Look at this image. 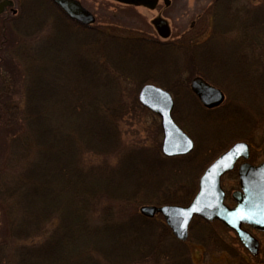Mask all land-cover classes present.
Listing matches in <instances>:
<instances>
[{"label": "rangeland", "instance_id": "obj_1", "mask_svg": "<svg viewBox=\"0 0 264 264\" xmlns=\"http://www.w3.org/2000/svg\"><path fill=\"white\" fill-rule=\"evenodd\" d=\"M42 1L45 2L42 3L41 0H24L23 8L25 12L23 13V18L18 21L17 26L13 27L15 24H12L13 28L10 24H7L5 32L8 36L5 41L0 35V45L8 50H15L18 44H15L14 47L12 44L13 42L19 43V41L20 43L21 41L23 42L21 43L22 46L28 41H39L43 45L44 43L42 42L46 36L51 31L58 30L57 35L54 34L56 33L55 31L53 32L54 38H52V40L56 38L59 41L58 45L60 48L62 47L58 51L59 55L56 58L65 54L64 51L67 49L71 50L69 55H72L73 58L72 60L69 59L68 63H65L67 72L65 71L60 78L55 80L58 84L55 93L56 97L54 98L57 100L56 104L58 101L61 102L63 98L67 99L68 97L71 100L79 98L82 101L91 102L94 96L103 99L106 103V100L113 99L111 94H113L114 87H119L118 84L120 87L122 86L123 99L127 100L132 93H135L134 96L137 99L138 89L144 85V83L141 84L143 81L142 77H148V75H151L152 83L160 86L167 85V81L173 80L175 73L176 76L179 75L176 67L172 65L173 62L178 64L183 62L181 53L186 51V48H184L181 40L174 41L172 45L167 46L168 49L163 48L162 45L156 42L150 45L145 44L141 39L142 36L154 39L159 38L154 33L151 19L156 16V13L161 12L168 23V27H170L173 38L182 34L197 16L201 17L198 21L202 20L201 24L203 26L208 22L207 18L206 20L203 18L205 15L203 14V7L207 5L204 0H171L168 7L160 4L153 10L142 6H123L109 0H84L92 5V8H95L94 11L97 18L95 25L108 24L109 27L103 26L105 32H110L109 35H117V38L113 37V40L117 39L115 46L106 45L104 47L102 42L97 40L96 33L99 34L98 30L83 29L75 24L70 26L71 31L69 30L70 28L61 27L62 24L60 23L58 26L54 22L52 23L55 18L61 17L59 10L51 1ZM237 1L234 4L232 3L231 13L235 12V6L238 7L244 3L259 5L260 2H264V0ZM104 13H107V18L103 16ZM219 15H222V18L219 19ZM262 16L264 17V10ZM236 18L239 19L235 14H228V16L224 17L223 12L219 10L218 26L232 23L228 21ZM0 19L6 18L1 16ZM40 19H45V21L36 34L27 37L25 39L27 41H24L21 36L25 34L29 26L36 24ZM52 24L55 26L51 29L50 26ZM100 25L98 27H101ZM261 26H263L262 23L258 27ZM133 30L142 33L137 35ZM68 32L73 37L67 38ZM10 36L13 37L12 42L10 41ZM229 36L217 31L209 42V46L205 48V52L210 54L206 55V58L216 60L217 65H223L224 61L236 62L240 59L239 49L241 45L238 44L240 39L238 36ZM120 38L126 41H118ZM245 47L247 49L246 45ZM25 48L33 49L32 46L27 45ZM113 48H121V55L113 53ZM41 49L44 50V48ZM51 49L55 50L53 47ZM46 51H49V49H46ZM107 51L115 56L114 61H111L113 59L109 57ZM201 51H204V49H201ZM123 53L126 61L122 58ZM32 55L17 58L15 54L12 57H9V54L8 59L10 61L7 64L24 72L51 64L50 58L46 55H40L36 59H33ZM79 58L86 64L82 65ZM260 59L263 60L264 64V55ZM120 63L123 71L122 75L125 73L130 75L131 73L138 82L129 78L123 79L124 77L119 80L120 77H117L118 73L116 72L117 70L119 71L118 66H120ZM88 65H96L107 75L100 76L102 79L98 78L94 82L93 68ZM103 67H106L109 73ZM114 72L118 80L113 76ZM31 73L32 70L28 79L36 81L34 72V80ZM2 75L0 74L2 79H5V75ZM16 80V82H19L20 73L16 75ZM44 80L46 79H41V81ZM253 81L254 87L260 89L257 93H254L257 99L254 101L253 112L248 107L247 99L239 100L242 108L246 110L245 112H249L246 113L248 119L246 124L241 123V125L237 121L236 118L240 117L239 113L235 114L236 118H234L231 116L234 113L231 110L226 111L224 108V111L207 115L204 112H202L203 114H194L193 111L186 107L187 111L184 113L182 107L187 106V101L183 98L179 100L180 113L178 115L183 119L182 115H184L187 121H190L189 119L191 118L190 129L197 140L196 147L195 149L193 147L190 154L191 158L186 157V159L175 161L172 157H165L160 147L162 130L159 117L148 109L139 106L138 101V106L123 107L124 110L119 111L115 126L116 135H114V139H117V148L115 147L113 151L112 148L99 150L89 147L87 149L90 150L89 153L84 156L85 161L91 168L86 177H84L85 181L83 182L84 185H87V189L84 190L87 195L85 197L87 204L82 206L83 209H88L85 212L83 211L87 218L86 224L94 229L95 227H101L102 230L108 229L110 226L117 227L112 235L107 234V230H104L106 235L101 233V231H98L99 234L92 231L88 235L84 232L75 235L76 253L82 250L87 251L88 260L92 257L90 262L93 264H188L189 258L192 264H264V231H256L242 226L259 243L257 253L252 254L240 243L231 229L219 224L220 222L217 220L207 221L200 216L194 215L188 226L187 238L180 241L172 234L170 228L163 221L161 214L156 213L153 217H146L138 212L143 205H187L197 191L198 180L204 170L219 156V153L225 152L233 145L229 143L222 147L226 143L225 138L231 136L230 132L238 131L237 127L239 126L243 127V131L232 139L238 140L237 142H243L240 140H246L249 135L248 140L249 138L253 139L254 145L253 154L248 161L258 163L263 159L264 80L261 82V79L255 75ZM101 83H108L109 87H102ZM22 84L19 86L20 91L16 90L15 97L24 100L25 97L21 91L25 87L22 88ZM240 84L237 83L236 86ZM237 89H240V87H237ZM238 97L240 96L238 95ZM231 100L238 99L232 96ZM58 109L60 113L62 111L60 105ZM58 109L56 105L55 113L58 112ZM250 128H253V130L251 131ZM249 129L251 134L246 135ZM129 151L137 152V155H131L127 176H120L117 170L120 167L119 157L129 154ZM213 152H215V155ZM211 155L214 156L210 158ZM155 161L157 162L155 163ZM101 165L106 166L103 173L97 172V168ZM105 177H112V183H108V180L105 181ZM220 183L227 193L224 203L227 206H233L234 201L230 194L232 191L240 189L236 169L225 173ZM134 209H136L138 217L135 216ZM145 218L149 220L147 221ZM51 222L50 224L57 226V222ZM49 226L47 222L45 228H49ZM133 227L136 235L132 232ZM41 238H44V235ZM132 239H134V243L131 242ZM101 247L103 249L114 248L109 253V257L101 251L98 255L93 256L94 250L97 248L102 249ZM106 252L108 253L109 251Z\"/></svg>", "mask_w": 264, "mask_h": 264}, {"label": "trees", "instance_id": "obj_2", "mask_svg": "<svg viewBox=\"0 0 264 264\" xmlns=\"http://www.w3.org/2000/svg\"><path fill=\"white\" fill-rule=\"evenodd\" d=\"M41 2L45 1L41 0ZM260 3L259 5L253 4L249 9L244 7L245 16L232 19L228 21L232 23H227L225 26H218V20L222 18V15H219L218 19L217 14L212 21V37L216 35L217 31L228 37H230L229 35L231 37L238 36L240 39L238 44L241 45V48L239 49L240 59L236 62L240 65L252 66L253 76L256 75L263 82L264 73L257 74L258 70L264 71L263 60L260 59L264 55V17L262 16L264 2ZM236 11L242 12L241 9ZM59 14L61 15L60 20L55 18L52 21L55 25L58 26L60 23L61 27L69 29L71 25L77 24L60 10ZM223 14L226 17L224 12ZM17 16L0 19V35L5 41L8 36L5 32L7 24H10L11 27L12 24H15L13 27L17 26L18 21L24 15ZM44 21L45 19H40L36 24L29 26V29L21 36L22 39L27 41L25 40L27 37L35 35ZM261 23L263 26L258 27ZM55 25L52 24L50 28L52 29ZM91 29L99 31V34L96 33V37L104 47L106 45L115 46L117 39L113 40V37L117 38V35H109L110 32L106 33L103 27L92 26ZM54 31L56 32L54 34L57 35L58 30ZM54 31L46 36L42 42L43 45L39 41H28L24 44L25 46L21 45L22 41L21 43L20 41L19 43L13 42V47L18 44L15 50H8L0 45V74L6 77L2 79L0 76V264H93L90 262L92 257L88 260L87 251L82 250L76 253L74 236L83 232L88 235L92 231L97 234H99L98 231H101L104 235L106 233L112 235L117 227L110 226L108 229H104L107 230L105 233L101 227L94 229L86 224L87 218L83 211L88 209H83L82 206L87 204L85 199L87 195L84 193L87 185H84L83 182L91 168L84 156L89 153L90 150H87L89 147L99 150L112 148L114 151L117 145L114 135H116L115 126L118 114L124 110L123 107L138 106L137 99L134 96L135 93L130 94L127 100L123 99L122 86L120 87L118 84L119 87H114L113 94H111L113 99L106 100V103L97 96H94L91 102L82 101L79 98L71 100L67 96V99L63 98L56 104L57 100L54 98L58 84L55 80L63 75L66 71L65 67H67L65 63H68V60H72L73 57L69 55L71 50L67 49L64 51L65 54L56 58L62 47L60 48L56 38L52 40ZM66 36L67 38L73 37L70 32ZM10 38L11 40H9L12 42L13 37L10 36ZM119 40L126 41L121 38ZM26 45L32 46L33 49L25 48ZM181 50L183 51V49ZM121 51V48H113L112 52L121 55ZM107 52L113 59L111 61H114L115 56L111 52ZM199 53H204V51ZM9 54V57L15 54L17 58L33 54L31 56L33 59L40 55H46L50 58L51 64L24 72L7 64L10 61ZM181 54L183 60L189 59L184 52ZM258 56L259 58H257ZM122 58L126 61L124 53ZM79 60L81 61L80 58ZM81 64L85 65L86 63L81 61ZM88 66L93 68L94 82L100 76L107 75L96 65ZM172 66L177 70L176 62H173ZM103 68L109 73L106 67ZM118 68L119 71L117 70L116 73H118L117 77H120L119 80L124 77L123 79L129 78L138 82L131 73L122 75L121 63ZM31 70V76L34 72L36 81L28 79ZM19 73L20 80L16 82V75ZM113 74L118 80L115 72ZM148 78L142 77L141 84L152 82V78ZM41 79L46 80L41 81ZM253 80L246 84H240V89L236 90L241 91V86H245L240 99H247L251 112L254 110V101L257 99L254 93L260 90L254 87ZM21 83H23L22 88L25 87L21 91L24 94V100L15 97L16 90L20 91ZM101 85L109 87L108 83H101ZM251 91L253 92L251 93ZM56 105L57 109L59 105L61 106L60 113L59 109L55 113ZM242 131L243 128H238V132ZM129 152V154L119 157L120 167L118 169V166L115 167L120 176H127L131 155H137V152ZM186 157H175L173 160L186 159ZM105 167L104 165L99 166L97 172L103 173ZM106 180L108 183H112L113 178L105 177ZM133 211L138 217L136 209ZM139 217L141 216L139 215ZM51 221L57 222V226L50 224ZM47 222L50 229L45 228ZM132 232L135 234L134 227ZM42 235L44 238H41ZM45 235L47 236L45 237ZM133 240H131L132 243H134ZM113 248H97L94 250L93 256L98 255L101 251L109 257ZM188 264H192L190 258Z\"/></svg>", "mask_w": 264, "mask_h": 264}, {"label": "water", "instance_id": "obj_3", "mask_svg": "<svg viewBox=\"0 0 264 264\" xmlns=\"http://www.w3.org/2000/svg\"><path fill=\"white\" fill-rule=\"evenodd\" d=\"M69 18L83 25L94 22L93 15L76 0H52ZM118 2L144 6L152 9L157 0H115ZM3 2L2 4H5ZM0 4V10H1ZM153 24L158 34L166 38L169 27L164 19H155ZM197 94L204 106L219 104L223 97L218 90H208ZM138 102L158 115L162 130L161 152L167 157L185 155L193 149V141L175 123L171 116L172 99L170 94L155 85L144 84L137 95ZM240 146V147H238ZM247 157V144L234 143L228 150L219 155L202 173L192 200L185 206L179 205H143L140 214L153 217L160 213L172 234L180 241L187 238L188 226L192 217L200 216L207 221L219 220L233 230L240 243L252 254L257 253L258 242L241 224L264 231V160L258 165L245 162L238 167L240 190L234 191L232 197L235 206L224 204V192L220 187V176L231 170L236 160Z\"/></svg>", "mask_w": 264, "mask_h": 264}, {"label": "flooded vegetation", "instance_id": "obj_4", "mask_svg": "<svg viewBox=\"0 0 264 264\" xmlns=\"http://www.w3.org/2000/svg\"><path fill=\"white\" fill-rule=\"evenodd\" d=\"M79 2V4L85 8L87 11H89L95 21H96V16H95V11H94V7L92 8V5L86 3V1L84 0H76ZM118 4H121L123 6H130V7H136L134 5H130V4H124L118 1H114V0H109ZM205 2H207V5H205L203 7V14L204 15V19L207 21L205 26H203L201 24L202 20H200V22L198 21L199 16L196 17V19L194 21H192L189 25V27L187 29H185V31L182 32V34H180L179 36L173 38L171 30L169 29L170 33L169 36L166 38H162L159 36L157 30L154 27L153 24V20L155 19H164L166 20L163 16L161 12L156 13V16H154L151 19V25L153 27L154 33L155 35H157L159 38L158 39H154L152 37L146 38L145 36L141 37V39L144 41L145 44H154L153 42H156L160 45L163 46V48L168 49L167 46H170L174 43V41L177 40H181V42L184 44V48H186V51H184V54L189 58V59H185L183 60V62L181 63H177L176 65L178 66L177 70L179 75L175 76L173 78V80H169L167 81V85H158L152 82H145L144 84H152L155 85L157 87H160L164 90H166L169 94L170 97L172 99V109H171V116L173 118V120L175 121V123L191 138V140L193 141V147L195 149L196 147V142L197 140L194 138V136L192 135V130L191 128V118L189 119L190 121H187L185 119V116L182 115L183 118H181L180 115H178V113H180L179 111V100L180 99H186L187 101V106L182 107V111L185 113V111H187L186 109L189 108V110L193 111V113H201L204 112L207 115H212L215 114L219 111H224L223 108L227 111V110H231L234 114H231V116H233L234 118H236L235 114L240 115L239 118H236L237 121L241 124H246L248 122L247 119V114L249 112H244V109L241 106L240 103V97L242 96L241 94L243 93L245 86H241V91H236L237 87L236 86L237 83H241V84H246L247 82L249 83L250 81L253 80V75H254V70L252 66H244V65H240L238 64V62H230V61H224L223 65H217L216 60H212V59H207L206 55H210L207 53H205V48H207L209 46V42L212 40V26H213V19L217 16L218 11L221 10L222 12H224L226 14V16H228V14H235L238 17L243 18L245 16L244 13V7L245 8H250L253 4L251 3H244L241 4V6L239 5L238 7H234L235 12L231 13V8H233V4L235 2H238L237 0H204ZM3 2H6L5 4H2ZM24 0H0V4L1 6V10H0V17L4 16L5 18H11V17H16L17 15L20 14V16L25 12L24 10ZM160 2V3H159ZM171 3V0H157L155 6L152 8L155 9L156 6L158 5H162L165 7H168ZM219 3H225V4H219ZM233 3V4H232ZM149 9V8H148ZM238 9H241L242 12L236 11ZM107 13H104L103 16L105 18H107ZM77 24V26L83 28V29H88V28H92V26H84L83 24H81L80 22L74 20ZM95 21L93 26H99L100 24L95 25ZM198 23V24H197ZM168 24V23H167ZM200 25V26H197ZM209 25V28H208ZM101 27H105L108 26V24L106 25H100ZM170 28V27H169ZM135 34L140 35L142 32L140 31H136L133 30ZM208 31V32H207ZM178 35V34H177ZM176 36V35H175ZM139 37V36H138ZM162 38V39H161ZM136 39V38H135ZM138 40V39H137ZM152 41V42H151ZM143 43V44H144ZM201 49H204V53H199L201 52ZM261 73H264V71H257V74L260 75ZM148 77L150 78L151 75H148ZM152 78V77H151ZM168 79V78H167ZM248 88V87H246ZM201 90L200 93H205V91L207 92L208 90H218L221 94H222V101L219 104L213 105L211 107H206L203 105V103L201 102L199 95L197 94V92H199L198 90ZM238 95L240 97H238ZM232 96H234V98L237 97L238 100H231ZM193 106V107H191ZM187 107V108H186ZM210 113V114H209ZM185 120V121H184ZM241 124V125H242ZM238 128H243L242 126L237 127ZM251 129V128H250ZM247 131L246 135L251 134V131L253 130V128L251 129V131ZM238 131L235 132H230V135L228 138H225V142L223 146L232 143L234 144L235 141L237 142L238 140H234L232 139L235 135H237ZM249 137V135H248ZM248 137L246 140H240L243 141L244 143L247 144V157L246 158H239L235 164L232 170L236 169V171H238V167L242 164V163H249L250 165H258L259 163H261L264 160V157L261 161H259L258 163H252L250 161H248V159L251 157V155L253 154V145H254V141L253 139L248 140ZM232 139V140H230ZM230 140V141H228ZM228 141V143H227ZM231 144V145H232ZM192 150L187 153L185 156H187V158H191L190 154H191ZM215 152H213L214 154ZM221 153H219L218 155H220ZM215 155V154H214ZM213 155V156H214ZM211 155L210 158L213 157ZM231 170V171H232ZM227 173V172H226ZM225 175V173L223 174ZM222 175V176H223ZM221 176V178H222ZM238 177V174H237ZM221 182V179H220ZM221 184V183H220ZM222 187V186H221ZM223 188V187H222ZM224 190V189H223ZM225 192V190H224ZM233 192V191H232ZM231 192V194H232ZM226 192H225V197H226ZM230 194V196H231ZM234 201V200H233ZM233 205H235V201L233 203ZM243 227H248L246 224H243Z\"/></svg>", "mask_w": 264, "mask_h": 264}, {"label": "snow or ice", "instance_id": "obj_5", "mask_svg": "<svg viewBox=\"0 0 264 264\" xmlns=\"http://www.w3.org/2000/svg\"><path fill=\"white\" fill-rule=\"evenodd\" d=\"M238 147H240V146H238Z\"/></svg>", "mask_w": 264, "mask_h": 264}]
</instances>
